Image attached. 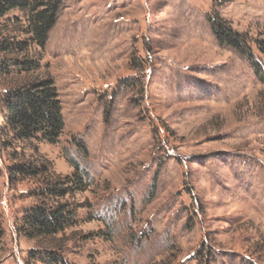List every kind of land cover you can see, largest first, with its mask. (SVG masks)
I'll list each match as a JSON object with an SVG mask.
<instances>
[{
    "label": "rangeland",
    "instance_id": "obj_1",
    "mask_svg": "<svg viewBox=\"0 0 264 264\" xmlns=\"http://www.w3.org/2000/svg\"><path fill=\"white\" fill-rule=\"evenodd\" d=\"M24 20L12 11L0 34L25 38ZM218 21L248 42L259 68L218 35ZM261 42L264 0L62 1L46 45L33 48L39 69L0 74V125L7 90L54 79L64 130L39 143L40 155L57 174H72L73 159L90 176L68 199L79 207L69 262L264 264ZM8 55L0 48V60ZM8 151L0 264H26L31 242L17 222L42 182L11 184L7 166L36 156Z\"/></svg>",
    "mask_w": 264,
    "mask_h": 264
},
{
    "label": "trees",
    "instance_id": "obj_2",
    "mask_svg": "<svg viewBox=\"0 0 264 264\" xmlns=\"http://www.w3.org/2000/svg\"><path fill=\"white\" fill-rule=\"evenodd\" d=\"M62 1L0 0V19L14 10L24 13V24L17 31L18 36L26 35L23 39H14L6 33L0 34L1 50L9 55H21L16 58L8 55L6 59H1V75L32 73L39 69L33 48L46 45ZM215 30L229 44L247 51V59L259 68L251 46L240 34L233 33L220 21L215 24ZM258 48L264 50V42ZM261 77L264 79L263 72ZM1 114L0 151L10 150L7 155L18 159V155L22 154L17 152L18 149L24 151L29 148L36 156L31 158L23 154L7 166L11 184L36 177H40L42 182L35 192L37 201L25 210L17 222L19 237L31 242L26 264H75L66 258L67 241L71 240L67 237V230L77 223L79 207L68 199L87 188L90 176L73 159H70L74 167L72 174H57L49 161L40 155L39 143L59 142L64 130L62 106L54 79L50 76L33 78L7 90L1 102Z\"/></svg>",
    "mask_w": 264,
    "mask_h": 264
}]
</instances>
